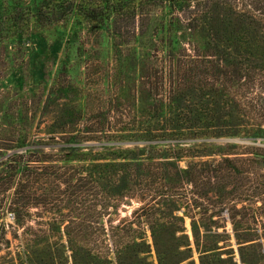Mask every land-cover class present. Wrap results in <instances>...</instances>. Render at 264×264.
I'll use <instances>...</instances> for the list:
<instances>
[{
	"label": "rangeland",
	"instance_id": "obj_1",
	"mask_svg": "<svg viewBox=\"0 0 264 264\" xmlns=\"http://www.w3.org/2000/svg\"><path fill=\"white\" fill-rule=\"evenodd\" d=\"M108 1L0 0V264H264V5ZM143 152L171 191L132 226L98 185L141 196L101 172Z\"/></svg>",
	"mask_w": 264,
	"mask_h": 264
},
{
	"label": "trees",
	"instance_id": "obj_2",
	"mask_svg": "<svg viewBox=\"0 0 264 264\" xmlns=\"http://www.w3.org/2000/svg\"><path fill=\"white\" fill-rule=\"evenodd\" d=\"M101 3V5L103 4L104 6H96L95 8H85L83 6H79V4H77L76 0H59V3L57 5V14L60 18H66L69 15H71L73 13V11L77 10L80 12V15L86 19L87 22H91V21H95L98 23H103V17H104V13L105 12H109L111 10H113V6L110 4V2L107 1H103V0H95ZM176 1V0H174ZM190 1V0H187ZM259 3H261L262 5H264V0H259ZM154 8V6L152 7ZM13 11H14V19L13 21L16 22L17 18L19 19V16L21 17V13L20 11H18V7L13 6ZM22 11V10H21ZM29 11V10H27ZM114 11V10H113ZM254 11H261V9L259 8H255ZM42 12V8L37 5L36 7V15H41ZM222 75V73H221ZM262 132L253 134L252 137L254 138H264V135L261 134ZM154 135V134H152ZM73 139V138H72ZM74 140V139H73ZM152 140H154V136H151V138H147L146 142L148 143L147 147H150V143ZM244 155H252L253 157H259L262 160L261 162H256V161H252L250 162L252 163H256L257 165H260L259 167H261L260 169L264 170V154L261 153L260 156H258L259 154L256 153H244ZM109 158H103L101 160H108ZM114 159H121V160H126L127 158L125 156H121L118 155L116 156ZM133 159L137 160L136 163H132V164H125L122 167H116L114 165H109V164H104L103 168H105L101 173L102 174H106L108 172H111L113 174V179H118V178H122L123 180H126L127 178H125L126 173H131L133 175L136 176L137 179V188L139 191V194L141 196H134V189L133 188H127L128 190H126L129 196H125V195H121L119 192L116 193H112L111 191H109V187L106 188H101V186L98 185V189H99V197L101 198V208L103 209L104 207H112L113 209H115L117 207L116 204L120 203L122 201V199H128V200H138L140 203L143 204V206L138 209L137 211H134L132 214V220L131 221H126L123 220V222H128L130 223L132 226L135 225V220L139 218V212L141 214V212L146 211L145 209H148L149 211H153V208L158 207L160 200L167 198L168 196H170V186L168 185L166 178H162V172H163V165L159 166V167H154L152 164L150 163H146L144 164V162H139L140 160H153L155 159L154 157H151L149 154H146L145 152H143V154L135 156ZM41 161H36V163H40ZM45 162H57V160H46ZM223 164L220 166L225 168V171H235L237 169L236 166H234L229 160H224L222 162ZM102 167V166H100ZM99 167V168H100ZM141 168V169H140ZM153 168L156 170L155 172H153ZM38 169V168H36ZM70 171H74V170H70ZM141 171H145L148 172L149 174H151L152 178L154 179L153 181H151V185L153 189L150 190L147 188L148 184H147V180L145 178L142 179V174ZM212 171V169H211ZM207 172L205 173V171L202 173V175L205 173L207 176V179L210 180V178L215 175L213 174L215 171L212 172ZM238 171V169H237ZM218 173V172H216ZM80 175V174H79ZM159 176V177H158ZM264 176V175H263ZM73 176H70L69 180L72 179ZM76 178V177H75ZM261 179H263V183L262 184H258L259 188H256L258 190H263L264 191V177H261ZM176 189V188H174ZM138 195V194H137ZM247 197V196H244ZM121 198V200H120ZM147 199H149V201H147ZM120 201V202H119ZM131 202V201H130ZM139 211V212H138ZM142 217V216H141ZM121 223V222H120ZM136 241V240H135ZM134 240H132L133 244H136ZM120 254H123L120 251H118V256H121Z\"/></svg>",
	"mask_w": 264,
	"mask_h": 264
}]
</instances>
